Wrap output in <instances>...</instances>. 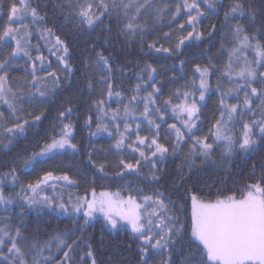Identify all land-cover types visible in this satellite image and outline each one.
Wrapping results in <instances>:
<instances>
[{"label": "snow or ice", "instance_id": "6c2138e0", "mask_svg": "<svg viewBox=\"0 0 264 264\" xmlns=\"http://www.w3.org/2000/svg\"><path fill=\"white\" fill-rule=\"evenodd\" d=\"M34 3L35 0H0V10L5 7L8 10V22L0 30V52L11 47V51L0 59V104L6 106L8 113L6 117L5 112L0 111V150H9L28 127L41 121L46 114L45 111L37 115L27 113L31 120L25 119V107L45 105L61 86L62 77L57 70H46L47 58L32 56V49L39 51V46L31 44L30 24L37 26L35 30L40 39L63 66L60 72L67 70L69 77L73 73L72 53L67 42L52 28L39 27L44 24L45 16L40 14L39 6L33 7ZM259 5L254 6V0H230L226 5L224 0H177L175 5L167 0H61L56 5L65 24L73 23L75 31L80 34L95 32L98 27L100 33H111L112 23L116 24V37L105 36L101 42L98 35L90 45L89 50L95 52V57L91 65L93 75L87 79L89 93L99 87L101 96L92 102L97 111V126L94 132H89V136L107 132L110 137L115 136L112 147L117 153L128 151L129 156H135L134 163L126 159L117 162L115 167L119 171L113 174L115 177L135 174L149 184H159L165 172L164 162L170 156L180 155L185 146L187 151L183 152L177 166L181 173L185 166L191 173L193 168L210 162L215 165L213 154L221 146L220 165L217 166L225 162L230 165L236 155H255L259 147L264 146V71H261L264 69V0H259ZM221 7L226 9L222 23L226 32L218 55L226 53L225 64L217 68L211 57L203 66L196 64L193 77L198 75V84L193 78L159 100L157 97L161 95V88L154 82L157 68L147 62L143 67L138 63L137 83L131 89L133 95L125 102L124 93L117 90L119 86L115 83L116 72H125V67L116 65L114 70L115 57L111 53L106 55L107 49L103 46L115 48L113 41L123 38L127 47L136 43L142 52L155 51L176 56L182 53L184 47L190 46L191 41L203 42L205 35L210 39L215 34L216 24H212L207 33L201 31L199 25L209 10L218 14ZM181 16H186V20L178 28L173 30L169 27V31L162 35H154L166 18L171 25ZM29 17L30 24L24 23ZM258 19L260 26L250 31L249 26H255ZM186 28L191 30L184 35ZM176 33L180 35L175 36V43L165 47L162 41H171ZM225 43L231 47L225 49ZM98 47L100 50H97ZM17 60L30 62V71L26 69L24 76L16 77L13 87L9 83V71L13 61ZM180 63L183 67L184 61ZM85 67L89 66L86 64ZM215 71L220 73L216 84L218 115L213 116L207 132L193 135L200 127L197 122L202 115L201 102L206 100V94L212 88L210 73ZM39 72L45 74L40 76ZM149 85L151 91L141 95ZM113 98L117 108L109 109L107 105ZM141 103L142 111L139 107ZM169 110L179 126L177 123L168 124V135L162 143L161 124L157 120L166 123ZM72 111L69 106L58 113L55 134L39 152H33L24 161L23 169L34 167L39 157L48 154L61 150L79 151L78 145L72 142L73 124L64 123ZM140 118L147 122L150 138L139 134ZM105 120L114 125V132L109 131ZM119 122H123V131ZM132 122L135 123L134 140H131ZM84 123L91 128V117ZM94 151L88 150L90 161ZM92 163L103 174L101 178H108L105 164ZM259 166L264 170V160ZM256 167L254 161L252 175H255ZM144 168L148 169L147 175L142 171ZM183 179L181 175L172 183L176 185ZM5 180L16 190L5 194L0 187V211L7 214L0 216V264H53L55 253L59 252H63V256L55 264H74L73 254L78 249L81 250L79 264H97L91 243L81 242L86 226L98 214L112 230L127 228L132 236L138 238L137 264H176L173 257L177 244L184 252L180 264H264V171L255 182L245 183L242 189H237L240 195L237 191L224 195L226 190H221L215 199L202 200L192 193L190 229L181 222L184 205L179 204L178 211L177 202L160 188H154L150 194L143 196L132 195L133 192L144 191L139 185H125L119 191H102L99 195L93 188L91 197L86 191L83 196L69 193L65 200L63 189L79 186L67 172L55 174L53 170L44 171L35 180L24 183L13 167L0 174V184ZM124 192L129 194L125 197ZM16 208H19L18 213L13 211ZM29 210H38L37 215L65 217L71 220L73 227L54 230L46 240L39 236H26L22 229L27 227L24 217ZM15 216H19L20 220L13 226ZM80 217L83 223H80ZM39 227L37 223V231ZM77 230L81 235H75ZM83 248L87 251L83 252Z\"/></svg>", "mask_w": 264, "mask_h": 264}, {"label": "trees", "instance_id": "16d2710c", "mask_svg": "<svg viewBox=\"0 0 264 264\" xmlns=\"http://www.w3.org/2000/svg\"><path fill=\"white\" fill-rule=\"evenodd\" d=\"M229 2L230 0H224L225 5ZM58 3H60V0H35L33 7L39 6L40 14L45 16L44 24L39 25V27L52 28L56 35H59L67 42L72 53L70 60L73 73L71 77L67 76L65 83L61 84L56 95L49 98L50 102H46L45 105L36 107L35 110L31 111L34 115L39 114L40 111H45L46 114L42 117L41 121L37 122L34 126L28 127L23 136L10 145L9 150H0V174L15 167L20 180L27 183L30 180H35V178L44 171L53 170L55 174L67 172L70 177L78 182L79 186L65 187L63 192L66 198L69 194L68 191L73 192L75 195H85L87 191V194L90 195L93 188L96 193L103 190L116 192L129 184L139 185L144 189L142 193H132V195L137 196L150 194L152 189L160 188L166 196L177 202L178 211V205H184L183 212L181 213V222L185 223L188 229H190V196L192 193H195L202 200L215 199L218 194H221V190H226L223 194L227 195L233 191H237V189H242L245 183L255 182L258 179L261 172L264 171L259 166L260 161L264 160V146L259 147L255 155H250L248 157L236 155L232 158L230 165L225 162L222 166H217L220 165L221 146L217 148L213 154V159L216 162L215 165L210 162L202 167L193 168L191 173H189L187 166H185L183 173H181L177 166L182 160L183 152L187 151V146H185L180 155L170 156L164 162L163 167L165 168V172L159 184H149L139 179L135 174L115 177L113 174L119 171V168L115 167V163L105 169L108 173V178H101L103 174L98 172L92 162L94 161L96 165L104 164L103 154L104 151H106L104 145L106 143L109 145L110 139L103 135V133L96 136H89V132H94L97 126V111L95 107L92 106L93 100H96L97 93L96 91L89 93L87 90V79L93 74L91 65L95 57V52L90 51L89 47L96 41L98 35L100 36L101 42L105 36L116 37V24L114 22L112 23L111 26L113 31L111 33H100L98 27L95 32L89 33L86 31L80 34L75 31L73 23L65 24L63 15L60 14L59 9L56 8ZM170 4L175 5L173 3ZM254 6H260L259 0H254ZM225 10L224 7L219 8L218 14H213L211 10H209V14L201 18L199 27L201 31L207 33L211 25L216 24L217 30L215 34L210 39L205 35L203 42L191 41L190 46L184 47L182 53L176 56H169L167 53H156L155 51L142 52L139 45L136 43L131 47H127L123 43V38L113 41L115 48L107 45L103 46L107 49L105 52L106 55L111 53L115 57L116 63L113 65L114 70L116 65H124L125 67V72H116L115 75V83L119 86L117 90L124 93L125 102L128 97L133 95L131 89L137 83L136 73L139 69L136 65L138 63L143 67L145 62H147L157 68L158 74L154 82L161 88V95L157 97L159 100H163L170 92L175 91V89L180 88L186 82L190 81L193 77L194 66L196 64H200L201 66L205 65L209 57L212 58V63L215 64L217 68L225 64L227 61L226 53L223 56L218 55V51L221 49L222 37L226 32V29L222 26L223 13ZM5 20L4 23L6 22ZM105 23H107V21H105ZM181 23V21H175L169 25L166 18L154 35H162L163 32L169 31V27L175 30ZM259 26L260 20L258 19L255 26H249V30L251 31L253 27ZM30 27L36 28L37 26L31 25ZM186 30L187 28L183 33L184 35L187 34ZM176 35H180V33H176L171 41H162L164 46L168 47L170 44H174ZM30 39L31 43L35 42L39 46L42 42L44 43L45 48L43 50L47 51L45 67L48 66L50 60L56 58V56H51L48 47L44 40L40 39L39 34H32ZM230 47V44L225 43V49ZM43 50L42 53L44 55ZM97 50H100V48L98 47ZM33 52L34 50L32 49V53ZM181 60L184 61L183 67H181ZM28 63L30 62L18 60L17 64L13 65L12 69L9 71V80L13 87H15L16 83L15 78L25 75L26 69H28ZM86 64L89 66L87 69L85 67ZM28 70L30 71V69ZM261 71H264V69H261ZM219 75V71L210 73L209 79L211 85L217 84ZM182 76L183 78H181ZM28 78L30 79V76ZM147 91H151L150 85L141 92V95H145ZM217 100L218 93L216 92V88L212 86L211 91L207 93L206 100L201 106L202 115L199 120V135H203L208 131L213 116L218 115L216 111ZM108 105L110 108H117L115 98H113ZM69 106L73 108V111L71 116L64 120V123L71 122L73 124L74 139L72 142L78 145L79 151L61 152L50 158L38 160L35 162L34 167L23 169L22 165L24 161L28 159L33 152H39L40 148L43 147L45 143L50 142L51 136L54 135L56 131L54 125L58 124L56 119L58 113ZM120 107L122 108L123 106L120 105ZM139 107L141 110L143 104L141 103ZM89 117H91V128L84 123ZM170 117L174 116L169 110L166 123L172 120ZM29 120H31V118ZM166 123L162 124L160 128L162 143L165 142L163 138L168 135L167 128L165 127ZM143 130L146 129L144 128ZM89 149H95L91 161L88 158ZM126 154L127 156L124 159L135 162V156H129L128 153ZM118 155L120 156V154ZM254 161L257 163V167L254 170L255 175H252V164ZM197 164H199V160H197ZM143 170L144 169H142V171ZM144 173L147 175L146 172ZM181 175L184 176V179L178 184L173 185L172 181L174 179L179 180ZM18 186L17 184L16 187L18 188ZM0 187H3L5 194L16 190L9 186L8 180L0 184ZM123 194L128 195L129 193L124 192ZM237 195H240L238 191ZM37 211L38 210H29L25 214L24 220L26 221L27 227L22 229V231L26 236H39L41 239L46 240L54 230H64L66 227H73L71 220L65 217H57L55 214L37 215ZM14 212L18 213L19 208L14 209ZM79 219L80 223H83L82 217ZM19 220L20 217L15 216L12 220L13 226H15ZM37 223L40 225L38 231L36 228ZM75 235L79 236L81 233L77 230ZM83 237L84 240L81 243H91L95 250L97 264H137L138 262V238L132 236L130 230L127 228L112 230L110 226L105 224L103 218L96 217L86 226ZM82 251L86 252L87 248H83ZM80 255V249L73 254L74 264H79ZM183 255L184 252L180 251V244H177L173 257L176 264H180V259ZM62 256L63 252L56 253L53 258V264ZM156 260H159V257H156Z\"/></svg>", "mask_w": 264, "mask_h": 264}, {"label": "rangeland", "instance_id": "374dc122", "mask_svg": "<svg viewBox=\"0 0 264 264\" xmlns=\"http://www.w3.org/2000/svg\"><path fill=\"white\" fill-rule=\"evenodd\" d=\"M60 2H61V0H60ZM168 3H173V4H176L177 3V0H174V1H171V0H169V1H167ZM202 7H204V5H201ZM7 12H8V10H7V7H5V8H3V10H0V19H1V21H0V30H2V28H3V26L8 22V15H7ZM6 19V20H5ZM4 20L6 21L5 23H4ZM30 20H31V17H29L28 18V20H26V21H24V23H29L30 24ZM166 20V19H165ZM186 20V16H181L178 20H176V21H178V22H184ZM15 26V25H14ZM30 26H31V24H30ZM32 28V27H31ZM36 28H32V34H39L36 30H35ZM191 29L190 28H187V30L186 31H190ZM36 39H38V38H36ZM32 45H37L35 42L34 43H31ZM39 46V45H38ZM47 47H48V45H46ZM45 48V46H44V43L42 42L41 44H40V46H39V51H37L35 48H33V50H34V52L32 53V56L33 57H35V56H37V55H42V56H44V57H46L47 56V51H44L43 49ZM42 50H43V52H44V55H43V53H42ZM9 51H11V47H8V48H6L5 49V52H0V59H3L4 58V55L6 54V52H9ZM51 56H52V53H51ZM54 56V55H53ZM250 56H251V54H250ZM47 58V57H46ZM18 61V60H17ZM17 61H13V65H16L17 64ZM48 65H51V67H48V66H46L45 68H46V70L47 71H52L53 69H55V70H57V74L58 75H60L62 78H61V84H63V83H65V80L67 79V76H68V72H67V70H64L63 72H60V69L63 67L62 65H60L59 63H58V61H57V57L56 58H54V59H52V60H50V62H49V64ZM45 73L44 72H39L38 73V75H40V76H43ZM93 75V74H92ZM31 78V77H30ZM193 78H195L196 79V81H197V84H198V82H199V77H198V75L196 76V77H192L191 79H193ZM9 83H10V80H9ZM10 85H11V83H10ZM12 86V85H11ZM213 86V88H216V85H212ZM212 89V88H211ZM182 90H187V89H182ZM96 93H97V95H96V100H98V99H100L101 98V96H100V89H99V87H97L96 88ZM196 95H197V98H198V96H199V93L197 92L196 93ZM207 95V94H206ZM243 96V93H241V97ZM174 102H178V101H174ZM235 101H233V103H234ZM203 104V102H201V105ZM121 106H123V105H121ZM107 108H109V109H113V108H110L109 107V105H107ZM143 109V108H142ZM142 109H141V111H142ZM33 110H35V108H29V107H25V116H24V118L25 119H30L31 117L30 116H28L27 115V113H31V111H33ZM0 111H4L5 112V116L7 117V108H6V106L5 105H3V104H0ZM32 115H34V113L32 112L31 113ZM172 120H170L169 121V123H166V125H165V127L166 128H168V124H172V123H177L178 124V126H179V122L177 121V120H175V118L174 117H170ZM140 120L142 121V123H141V130H140V132H139V134L141 135V136H147V137H149L150 138V136H151V133H149V131H148V125H147V122L146 121H143V118H140ZM131 122V121H130ZM105 123H108L109 124V131H112V132H114V125L113 124H111L108 120H105ZM120 123V128H121V131H123V122H119ZM157 123H160L161 125L162 124H165V122H163V121H160V120H157ZM198 124H199V121L197 122ZM144 124V125H143ZM199 126H200V124H199ZM132 128H133V132H132V135H131V140H134L135 139V135H136V132H135V123L134 122H132ZM146 129V130H143V129ZM200 128V127H199ZM199 130V129H198ZM198 130L197 131H195L194 133H193V135H199L198 134ZM103 135H105L106 137H108L109 139H110V143H109V145L106 143L104 146L106 147V151H104V154H103V161H104V164L106 165V168L108 167H110V166H112L114 163V165H116L117 164V162L120 160V159H124L126 156H127V154L126 153H128V151H122V152H120V153H117L115 150H114V148L112 147L113 145H114V143H115V136H112V137H110L109 135H108V133L107 132H105V133H103ZM130 142V141H129ZM211 142V141H210ZM130 151V150H129ZM61 152H65V151H63V150H61L60 152H58V153H55V154H48V155H46V156H43V157H39L38 158V160H41V159H46V158H50L51 156H53V155H56V154H59V153H61ZM118 154H120V156L118 155ZM132 161V160H131ZM133 163H134V161H132ZM101 163H102V160H101ZM144 172H146L147 174H148V169L146 168H144V170H143ZM103 191H108V190H103ZM11 192V191H10ZM100 192H102V191H99V192H97V195H99V193ZM108 192H111V191H108ZM68 193H73V192H71V191H68ZM74 194V193H73ZM75 195V194H74ZM125 197L127 196V194L125 195V194H123ZM79 196H83V195H79ZM89 197H91V194L89 195ZM64 198H66L65 196H64ZM67 199V198H66ZM14 211V210H13ZM17 213V212H16ZM4 215H7L6 213H4L3 211H0V216H4ZM97 217H100V218H103L102 216H100L99 214L97 215ZM14 219V218H13ZM47 254V253H46ZM55 255H56V253H55ZM54 255V256H55Z\"/></svg>", "mask_w": 264, "mask_h": 264}]
</instances>
